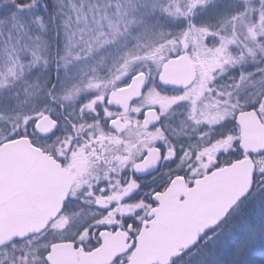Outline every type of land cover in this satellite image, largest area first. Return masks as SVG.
Returning a JSON list of instances; mask_svg holds the SVG:
<instances>
[{
  "label": "snow or ice",
  "instance_id": "6c2138e0",
  "mask_svg": "<svg viewBox=\"0 0 264 264\" xmlns=\"http://www.w3.org/2000/svg\"><path fill=\"white\" fill-rule=\"evenodd\" d=\"M0 264H264V0H0Z\"/></svg>",
  "mask_w": 264,
  "mask_h": 264
}]
</instances>
